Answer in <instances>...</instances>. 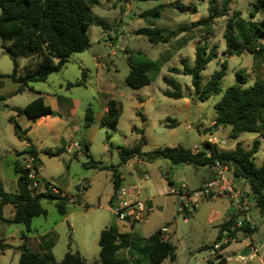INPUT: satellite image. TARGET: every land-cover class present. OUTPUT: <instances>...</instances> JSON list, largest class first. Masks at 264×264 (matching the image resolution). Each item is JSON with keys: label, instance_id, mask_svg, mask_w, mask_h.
I'll list each match as a JSON object with an SVG mask.
<instances>
[{"label": "rangeland", "instance_id": "rangeland-1", "mask_svg": "<svg viewBox=\"0 0 264 264\" xmlns=\"http://www.w3.org/2000/svg\"><path fill=\"white\" fill-rule=\"evenodd\" d=\"M221 1L98 0L90 6L89 46L70 54L60 70L48 74L44 81L28 83L20 92H16L17 82L0 78V187L6 193H16L17 175L13 165L19 162L30 166L28 155L21 153L30 144L36 152L33 164L37 167L38 182L34 192L43 191V185L47 183L68 198L64 214H59L51 201L39 198L45 214L30 219L28 232L21 224L0 221V243L10 245L0 250V264H17V247L21 244L27 248L31 246L32 250L55 261L66 252H77L87 263H92L98 259L99 231L108 225H115L121 232H136L142 237L165 227L164 238L175 247L174 259L165 258L160 264H214L216 254L225 259L224 264H264V213H260L254 204L248 212L251 217V227L248 228L254 227L249 233L236 228L235 221H242L243 216L225 197L196 198L195 207L189 204L184 212L179 207L178 196L170 193L162 176L172 167L167 159L146 160L134 156L120 164L117 151L119 147L138 143L141 152L176 145L191 150L199 148L208 137L225 140L223 149L233 147L234 140L228 138V126L212 129L213 104L221 93L198 101L190 77L167 70L169 67L181 69L179 60L182 57L191 64L195 45L206 41L208 45H216V58L208 61L200 72L202 84L222 61L226 68L219 82L221 90L235 82L234 73L239 69L244 71L246 79L243 86L255 80L264 82V38L255 44L258 49L254 53L243 51L232 56L223 54L222 38L228 17L234 20V27L238 16L255 23L264 19V3L256 8L258 0H231L226 14L213 18L208 28L190 26L207 15L209 6L218 8ZM157 5H163L158 18L139 15ZM143 27L172 32L184 27V31L167 42L153 44L135 32ZM128 58L149 64L147 75L150 82L147 85L132 89L126 84ZM28 59L27 56L19 57V65ZM11 68L8 54L0 48V75L10 73ZM163 75L172 77L182 92L181 98L163 95L162 92L169 89L161 80ZM80 79L83 81L81 85H66ZM37 96L55 112L53 115L33 119L16 114V109ZM108 100L116 102L118 119L114 125H100L99 119ZM86 108H90L92 120L84 127ZM8 117L14 118L24 130L23 140L15 136ZM170 120L175 121L174 127L167 126ZM253 138L260 140L253 158L258 166L264 160V142L260 136L242 133L238 141L247 149ZM59 147L62 150L57 155L43 152ZM113 167L122 175L120 184L135 185L140 197L150 200L152 210L145 221L131 226L119 221L111 212L109 198L113 192ZM208 172V167L194 168L182 164L181 171L175 173L173 186L185 182L190 189H196L203 183V178H207ZM145 175L147 179L143 178ZM210 209L216 211L218 217L207 222L205 217ZM12 210V205L5 204L0 212L3 217H8ZM231 215L233 222L228 228L234 232L227 237V231L223 230L221 239L228 240L216 249L213 244L217 242L219 222L223 218L226 221ZM247 244L251 251L242 257L239 251ZM117 255L127 256L126 250H119ZM137 258L140 264H148L143 257Z\"/></svg>", "mask_w": 264, "mask_h": 264}, {"label": "trees", "instance_id": "trees-1", "mask_svg": "<svg viewBox=\"0 0 264 264\" xmlns=\"http://www.w3.org/2000/svg\"><path fill=\"white\" fill-rule=\"evenodd\" d=\"M230 1L222 0L218 8L209 6L207 15L192 22L190 26L208 28L213 18L226 14ZM97 2L98 0H0V48L8 54L12 62L10 73L2 74L0 78H8L17 82L16 92H20L28 83L44 81L48 74L60 70L68 61L70 54L81 52L89 46L87 28L90 23V6ZM262 3L264 0H258L256 8L260 7ZM162 8L163 5H157L139 15L158 18ZM233 21L231 17L225 21L222 31L223 54L232 56L243 51L254 53L255 49H258L255 44L264 38V19L255 23L249 19L243 20L238 16L235 27ZM180 31H184V27L173 32L156 27H143L138 28L135 32L155 44L167 42ZM215 48V44L208 45L206 41H203L195 45L191 64L185 57H182L179 60L181 69L169 67L167 70L188 75L193 93L198 101L221 93L220 98L213 104L215 115L212 127L214 125L219 128L228 126V138L236 140L233 147L223 149L204 140L196 152L182 145L141 152L138 143L130 147L118 148L119 163L124 164L134 156L146 160L162 157L167 159L170 164L179 162L181 165L188 164L194 168H211L215 161H219L230 168L235 178L242 179L248 185L251 191V201L260 213H264V160L258 166L253 162L254 153L260 140L253 138L247 149L243 148L240 141L237 140L240 134L251 133L258 134L264 142V82L255 80L252 84L243 86L246 79L244 71L239 69L234 73L235 82L221 90L219 82L225 74L226 68L225 62L222 61L219 68L213 71L207 81L202 84L200 72L208 61L216 58ZM21 56L29 58L22 66L18 62V58ZM127 64L129 68L125 82L130 88L137 89L150 82V77L147 75L148 63L128 58ZM81 74L83 78L84 72L82 71ZM161 80L169 87L162 92L163 95L173 99L182 97V92L172 77L163 75ZM82 83L83 81L80 79L73 83L67 82L66 85L73 86ZM54 113L48 105L44 104L40 96L29 101L24 107L16 109L17 115H25L27 118H34L37 115L51 116ZM117 119L116 102L108 100L106 109L99 119V124L114 125ZM8 120L13 125L15 136L23 140L25 138L24 130L20 129L14 118L8 117ZM83 120L84 127L91 122L90 108L85 109ZM167 126L174 127L175 121L170 120ZM61 150L62 147H59L53 151L43 150V152L48 155H57ZM21 153L28 155L31 167H25L19 162L14 163L13 170L17 175L15 194L6 193L0 187V210L5 204H10L13 207L12 213L8 217H3L0 212V221L21 224L25 232H28L30 219L45 214L39 204V198L51 201L59 214L65 213V203L68 198L62 196L58 191H54L53 187L48 186L47 183L43 185V191L35 193L38 179L36 177L37 167L33 161L36 158V152L29 144L27 149ZM171 168L170 166L162 174L167 185L174 183V180L168 179V170ZM111 175L113 192L109 203L112 202L114 191L120 185L119 172L116 168L113 167ZM232 222L233 216L220 223L215 237L216 241L223 237V230L227 231V237L232 235L234 230L228 228ZM130 225L132 226V224ZM248 226L247 223H242L236 228H241L249 233L254 227L249 229ZM21 236L24 238L23 234ZM97 245L98 259L87 263L77 252H66L59 261H55L50 256H42L21 244L17 247L19 251L17 264H140L137 256L146 259L148 264H160L165 258L170 261L174 259L175 247L164 238V233L160 228L149 236L142 237L136 232H121L115 225H108L99 231ZM9 247V244L0 243V250ZM121 249L126 250L127 256L117 255ZM215 259L217 261L214 264H224L225 262V259L219 254L215 255ZM208 264L211 263L208 262Z\"/></svg>", "mask_w": 264, "mask_h": 264}, {"label": "built area", "instance_id": "built-area-1", "mask_svg": "<svg viewBox=\"0 0 264 264\" xmlns=\"http://www.w3.org/2000/svg\"><path fill=\"white\" fill-rule=\"evenodd\" d=\"M186 128H188V126H186ZM206 141L220 148L226 147L225 140L217 141L213 137H208ZM69 147L70 146L67 147L68 150ZM196 150L197 149H194L193 152H196ZM25 167H31V164L30 166L25 165ZM29 176L32 177L31 174H29ZM143 178L147 179V175ZM168 186L170 193L178 196L180 201L179 207H181L183 211L189 204L194 208L196 205L194 199L196 198L209 199L214 197H225L229 199V203L236 209L237 213L243 216L242 221H235V226L239 227L242 223H247L250 226L251 217L248 212L253 204L251 201V191L242 179H237L233 176L230 168L226 164L215 161L211 166V175L209 178L196 189H190L185 182H181L177 186ZM149 201L150 200L147 198L140 197V192L135 185L120 184L114 191L110 209L115 217L123 223H141L145 221V218L152 210ZM232 216L233 215L230 217ZM160 230L162 233L167 231L165 227H161ZM226 242V238L220 239L213 244V247L217 249Z\"/></svg>", "mask_w": 264, "mask_h": 264}, {"label": "water", "instance_id": "water-1", "mask_svg": "<svg viewBox=\"0 0 264 264\" xmlns=\"http://www.w3.org/2000/svg\"><path fill=\"white\" fill-rule=\"evenodd\" d=\"M40 117L39 115L35 116L33 119H36ZM213 131L219 129V127L217 125H214L212 127ZM177 171H181V163L176 162V163H172V168L168 170V179L174 180L175 177V173ZM178 205H175V208L177 209ZM178 210V209H177ZM178 211H176L177 213ZM251 251V247L250 246H246L245 248H243L240 252L239 255L242 257H245L246 255H248V253H250Z\"/></svg>", "mask_w": 264, "mask_h": 264}, {"label": "crops", "instance_id": "crops-1", "mask_svg": "<svg viewBox=\"0 0 264 264\" xmlns=\"http://www.w3.org/2000/svg\"><path fill=\"white\" fill-rule=\"evenodd\" d=\"M105 111V110H104ZM41 118H43L44 116H40ZM212 123V122H211ZM237 140H238V138H237ZM234 141H236V140H234ZM197 149V148H196ZM191 151H194V149H191ZM209 169V172H208V176H210L211 175V169L210 168H208ZM207 176V177H208ZM37 177V176H36ZM119 177L122 179V175L121 174H119ZM207 178H203V182L206 180ZM54 191H55V189H54ZM183 211V210H182ZM217 217H218V213L216 212V211H214L213 209H210L209 211H208V213H207V215H206V217H205V219H206V221L207 222H211V221H213V220H215V219H217ZM224 219H226V218H223L219 223H221V222H223V221H225ZM35 244H38L37 243V241H35L34 242ZM32 245V244H31ZM38 245H40V244H38ZM246 246H250L249 244H247V245H245L244 246V248L246 247ZM33 247V246H32ZM28 249L29 250H31V251H34V252H36L35 250H32L31 249V246H28ZM243 249V248H242ZM241 249V250H242ZM240 250V251H241ZM239 251V252H240ZM252 255V254H251ZM212 264V263H211Z\"/></svg>", "mask_w": 264, "mask_h": 264}]
</instances>
